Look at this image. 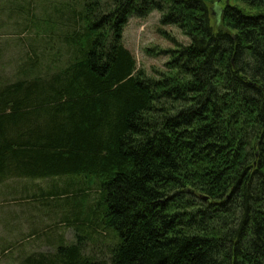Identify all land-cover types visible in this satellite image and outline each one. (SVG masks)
<instances>
[{
    "label": "trees",
    "instance_id": "1",
    "mask_svg": "<svg viewBox=\"0 0 264 264\" xmlns=\"http://www.w3.org/2000/svg\"><path fill=\"white\" fill-rule=\"evenodd\" d=\"M76 3L72 60L0 88V184L69 178L55 214L79 238L62 246L56 225L57 242H43L54 252L5 250L20 264H108L84 255L94 234L80 235L101 222L121 239L109 264H264V0ZM153 12L191 40L168 51L165 84L135 74L123 44L129 21ZM91 189L100 201L87 210ZM179 193L203 207L185 210Z\"/></svg>",
    "mask_w": 264,
    "mask_h": 264
},
{
    "label": "rangeland",
    "instance_id": "2",
    "mask_svg": "<svg viewBox=\"0 0 264 264\" xmlns=\"http://www.w3.org/2000/svg\"><path fill=\"white\" fill-rule=\"evenodd\" d=\"M76 2L77 0H0V88L12 86L19 81L32 82L36 78H45L61 71V68L70 60L68 40L72 34L79 32L81 26L82 7ZM161 21L162 14L159 12H153L146 18L131 19L124 30L123 44L137 62L135 74L143 70L147 77L165 84L166 79L172 78L166 75L169 74L167 66L171 63L168 51L175 50L177 45L189 46L191 40L178 27L163 26ZM210 21L214 26L212 17ZM49 79L47 77L46 80ZM194 159L196 167H199L197 163L201 162L196 157ZM198 169L202 170L204 166ZM68 181L67 177L46 180L20 178L10 179L0 184V221L9 216V210L28 208L32 216L44 217V229L59 225L60 229L56 232L60 235L56 236L63 238L62 246L70 247L78 241V231L66 226L65 218L68 219L70 216L67 215L68 213L59 211L55 214L58 199L55 194H52L57 191V188L63 189ZM85 194L92 196L87 203H84L85 208L96 209L97 207L94 206H98L100 201L99 193L91 189ZM179 194H181L179 199L191 204L185 210L198 212L203 207L201 197L193 196V201H190L184 193ZM48 197L51 199H46ZM38 200H42L44 205L48 206L45 210L49 215L39 213L41 209L35 205L38 204ZM177 205L182 207L183 203L179 201ZM58 210H61V207H58ZM16 220L19 222L25 219L17 218ZM97 229L96 231L85 230L84 234H80L83 239L94 234L89 238L90 241L82 244L85 250L84 255L97 261L107 259L109 264L111 254L114 253L121 239L114 229L101 222ZM23 230L30 233H24L20 239H12L2 232L8 239H0V264H20L17 259H14L15 250H5L10 249L14 244L28 241L27 248L33 247L34 250H24L27 254L47 250L54 252L58 247L56 243H43L47 238L57 242L54 233L40 232L35 234L34 239H27L32 231L25 227ZM38 240L40 244L32 243H37ZM42 244L48 248H44Z\"/></svg>",
    "mask_w": 264,
    "mask_h": 264
},
{
    "label": "crops",
    "instance_id": "3",
    "mask_svg": "<svg viewBox=\"0 0 264 264\" xmlns=\"http://www.w3.org/2000/svg\"><path fill=\"white\" fill-rule=\"evenodd\" d=\"M41 216V215H39ZM17 218H23L25 220L23 221H17ZM44 217H36L32 216L29 212L28 208H18L9 210V216L5 217L4 220L0 221V239H8V237H5L2 232L6 235H8L12 239H20L24 236V234L21 233H30L23 230V227L26 229L32 231L31 234L34 233H44L47 231V229H44ZM23 223V224H22ZM9 225V229L8 226ZM18 227V231L12 230L13 228ZM11 230V231H10ZM34 232V233H33ZM18 243L17 245H19ZM28 246V245H27ZM20 248L17 250H34L33 247Z\"/></svg>",
    "mask_w": 264,
    "mask_h": 264
}]
</instances>
